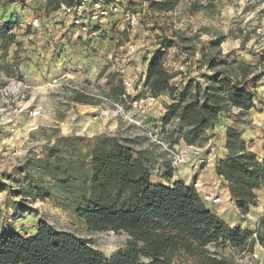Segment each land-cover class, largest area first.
<instances>
[{
	"label": "rangeland",
	"instance_id": "1",
	"mask_svg": "<svg viewBox=\"0 0 264 264\" xmlns=\"http://www.w3.org/2000/svg\"><path fill=\"white\" fill-rule=\"evenodd\" d=\"M48 1L55 3L63 0H17L16 6H13L16 8L0 3V19L10 23L9 36L15 37L16 31L21 29L19 24H22L20 22L22 18L18 15L31 10L34 12L31 14L32 17L39 19V28L53 26L50 30L47 29L49 34L45 43L47 48H42L45 54L44 62L47 60L52 63L57 50L61 54L64 51L72 61H75L71 69L54 71L52 65L44 64L37 59L36 50L31 51L30 47L23 46L20 49L19 45L13 58L9 59L10 64L7 65L6 62L3 68L0 87H13L11 83L14 80L22 82L25 87L21 89L24 91L13 96H0V123L8 117V111L20 104L39 107L41 116L32 119L27 113L13 114L15 120H18L16 125L18 140L12 145L19 148L22 153L18 158H11L8 147L2 145L1 141L5 136L3 131L6 128L0 125V236L11 232L20 235L33 234L43 220L58 230L79 236L106 256H111L125 247L130 239L128 233L92 231L71 207L54 197H42L36 201L22 196L11 197V190L17 185L14 167L18 166L29 152L45 150L47 145L54 143L57 136L91 137L98 134L100 130L93 127L96 124L102 133L128 139L137 150L151 149L155 156L150 166L151 171L157 159H160L168 169L165 181L172 182L175 177L186 179L189 174L198 171L201 156L210 154L213 147L219 149L218 135L213 133L209 135L206 132V139L195 145L187 144L181 139L176 142L174 128L181 124L180 121L177 119L167 125H163L162 122L166 114L165 105L170 103L171 99L162 95L155 98V101L150 100L148 94L139 88L142 83V72L147 70L150 55L161 47L159 41L162 37L167 41H173L172 46L166 49L167 59L169 65L178 73L172 83L180 90L190 81L205 86L208 77L213 76L216 71L236 63L253 65L257 72H264V0H181L173 12L159 15L157 26L141 19L147 8V0H122L119 3V12L109 15L102 36L89 44L81 39L73 40L72 36H69L71 32L63 31L66 28L65 22L57 14L47 13ZM11 12L17 16L15 21L12 19L14 15H9ZM132 13L140 15V26L134 31H120L119 27L122 25L128 26L127 15ZM24 30L22 41L29 46L30 36L37 33H32L28 28ZM65 36L69 46L61 49L58 47L61 43L59 45L57 42L64 40ZM129 44L135 45L136 50L131 51ZM29 51L33 53L32 55L30 53L31 57ZM51 51L54 53L53 57H50ZM83 59L86 60L85 65L80 63ZM185 63L188 65L183 72L179 67ZM63 72L69 77L63 86H49ZM124 76L132 82L130 95L126 98L113 97L110 90L123 87ZM257 87L264 92V78ZM77 92L84 93L92 99L91 104L73 101ZM136 101L138 104L134 105ZM261 101L259 105L262 106V110L256 111L264 113V98ZM72 102L75 104L72 105ZM7 106H11L10 110ZM104 112L108 114L105 115ZM233 112L236 114L238 111L234 108ZM252 115L255 118L249 113V117L241 123L239 129L243 131V137L250 149L254 148L255 151L264 153V144L260 143L257 137L248 138L249 130L254 125L259 127L258 123L264 114L253 112ZM95 116L98 117L97 122H92L91 118ZM88 118L92 123L90 125L87 123ZM223 118L228 120V126L236 119L235 116L221 119ZM165 145L185 154V163L180 171L171 168V154ZM228 206L229 214L222 212V215L228 218L232 226L240 223V220L242 229L256 231L258 219L252 217L251 212L242 215L231 202ZM111 233L119 240L118 246L112 251L103 241V237H111ZM263 249L259 243L255 245L253 251L214 244L207 246V250L213 256L230 259L234 264H258L263 259ZM198 262L199 258L196 255L183 252L174 260V264Z\"/></svg>",
	"mask_w": 264,
	"mask_h": 264
},
{
	"label": "trees",
	"instance_id": "2",
	"mask_svg": "<svg viewBox=\"0 0 264 264\" xmlns=\"http://www.w3.org/2000/svg\"><path fill=\"white\" fill-rule=\"evenodd\" d=\"M65 1H48L47 13L57 12ZM180 1L147 0L141 19L157 26L159 15L173 12ZM9 24H0L4 57L16 42L9 36ZM162 38L161 47L148 60L145 85L154 98L166 95L171 99L165 105L163 125L178 119L176 142L181 139L195 145L206 139V132L222 117H236L226 128L228 155L215 163V173L226 182L240 214L248 215L258 206L256 192L264 188V161L250 149L239 126L256 108L257 85L264 72L236 63L216 71L205 86L190 81L180 90L172 84L178 73L165 65L166 49L173 41ZM110 91L113 97L124 94L123 87ZM91 100L80 92L73 97L80 104H91ZM154 157L151 149L137 150L128 139L108 133L57 136L45 150L29 152L13 169L17 185L11 197L33 201L54 197L71 207L88 229L126 232L130 239L125 247L106 256L79 236L42 220L33 234L0 236V264H174L181 252L196 255L198 264H234L213 256L207 246L246 251H253L257 243L264 247V215L255 232L231 226L183 181L153 184L150 166Z\"/></svg>",
	"mask_w": 264,
	"mask_h": 264
},
{
	"label": "built area",
	"instance_id": "3",
	"mask_svg": "<svg viewBox=\"0 0 264 264\" xmlns=\"http://www.w3.org/2000/svg\"><path fill=\"white\" fill-rule=\"evenodd\" d=\"M122 0H66L65 2L61 3L60 9L57 11V15L61 18L63 22L68 26V33L71 32L69 35L72 36L71 39H81L85 41L86 44H89L96 39H99L102 36V30H105L107 26V21L109 19V15L111 13H118L120 10L119 3ZM140 15L136 13H132L127 15V27L122 25L119 27L120 31L123 30H130L134 31L140 26ZM0 24H3V21L0 20ZM40 26L38 17H35L32 22V27L38 28ZM72 27V28H70ZM129 48L131 51L136 50V46L133 44H129ZM56 53V52H55ZM54 53L51 51L50 57H53ZM57 55V54H56ZM151 57V55H150ZM165 65L167 67H171L169 65V60L166 59ZM188 63L181 64L180 70L183 72L186 71V66ZM147 77V70L142 72L141 75V84L139 86L140 90L146 92L148 94V98L152 101H155V98L147 91V87L145 85ZM68 76L65 73H62L58 79H54L53 83L49 86H63L64 82L68 80ZM123 81V88L124 94L122 95L124 98L127 95H130V89H132V82L127 77H122ZM173 82V81H172ZM173 84V83H172ZM11 86L0 87V96L3 97H10L15 95L16 93H20L23 89L22 87L24 84L20 81L14 80L11 83ZM140 92V91H139ZM25 96L23 95L22 98ZM147 98V99H148ZM33 99V98H31ZM258 100H255V105L258 106ZM72 105L75 103H71ZM137 101L134 102V105H137ZM15 109L10 110L11 106H7L10 111H8V117L0 123V125L4 126L6 129L3 131L5 136L3 137L1 143L2 145L8 147L10 152L11 158H18L22 156V153L19 148L12 143L18 140L17 136V128L16 125L18 120H15V116L13 114H21L27 113L30 118L37 119L41 116V109L39 107H33L30 105H16ZM98 117L95 116L94 120H97ZM261 126L264 129V119L261 122ZM166 149L171 154V167L175 171H180L183 164L185 163V154L179 153L171 149L168 145H165ZM24 156V155H23ZM202 158L199 159V167L201 171H203L208 166L212 165L211 158L209 155H203ZM224 181L222 178L219 177V190H208L205 189V185L200 180H195L191 182V186L196 190L199 194L202 202L211 209L217 215L222 213L220 207L224 204L225 192L222 189V185L220 182ZM256 236V234H254ZM264 264V258L258 263Z\"/></svg>",
	"mask_w": 264,
	"mask_h": 264
},
{
	"label": "crops",
	"instance_id": "4",
	"mask_svg": "<svg viewBox=\"0 0 264 264\" xmlns=\"http://www.w3.org/2000/svg\"><path fill=\"white\" fill-rule=\"evenodd\" d=\"M13 6H16L15 5H12ZM13 8H16V7H13ZM12 8V10H13ZM10 10V9H8ZM17 10V9H16ZM18 12V11H17ZM34 14L33 11L29 10L28 12H24L22 14H19L18 16H20V18H22V20H20V22H22V24H19L21 26V29H19L17 32V34L15 35V40L16 42L14 44H12V47H10L9 51H8V56L4 57L2 56L3 55V52L0 51V75H3V68L7 62V65L10 64L9 62V59L10 58H13L14 56V53H15V50H18V43L21 44V46H23L24 48H27V47H30V50L31 51H35L36 50V54H37V59H40L42 62H44V58H45V54H44V51L42 48H47L46 46V42L48 41L47 40V29H51L53 26H46V29L43 28V27H38V28H35V27H32V22H33V19L34 17H32L31 14ZM52 13H55L57 14V12H52ZM14 15L13 16V21H15V18H17L16 14L13 12H11L9 15ZM1 15V14H0ZM65 30H63L64 32L67 31L68 29V26L66 25L65 26ZM25 28H28V30L30 29V31L32 33H37L33 36H30V39H31V43H28V45H26V43H23V38H22V33L25 32ZM34 38V39H33ZM29 39V40H30ZM59 45L61 43V46H58L60 47L61 49H65L66 46H69L68 45V42H67V39H66V36L64 38V40L62 41H58L57 42ZM20 46V49L22 48ZM57 55L55 56L54 59H52V63L49 62V61H45L44 64H49V65H52L54 68L53 70L54 71H62V69H71L73 68V62L75 61H72L70 59V56L66 53H64V51H62V54L60 53L59 50H57ZM33 54L32 52L29 51V55ZM60 54V55H59ZM30 55V57H31ZM59 55V56H58ZM60 57V58H59ZM68 57V58H67ZM80 63L82 64H86V60H82ZM83 66V65H81ZM65 73V72H63ZM66 74V73H65ZM257 91H258V94H259V100H258V106H256L255 109L251 110L249 113L251 114L252 118H255L252 113H257L259 115H263L264 113H261V112H257L256 110H262V106L259 105V103L261 101L262 98H264V92L262 93L261 92V89L259 87H257ZM264 119V117L262 119H260V122L258 123L259 124V127L257 125H254L252 126V128L249 130V135H248V138L250 139L252 136L253 137H257L258 138V141L262 144H264V129L262 128L261 126V122L262 120ZM255 122L257 121L256 119H254ZM257 123V122H256ZM95 129L98 128L100 131L98 134H101L102 131L101 129L99 128V125H96L94 124L93 126ZM228 127V120L226 118H223L220 119L215 125L214 127H212V129L208 130L207 131V134H217L218 138H219V144H218V148L219 149L217 150V147H213L208 154L211 158V162H212V165L208 166L207 168H205L203 171H201V169L199 168V170L196 172H193V174H189L187 176L186 179H180L178 177H175V179H173L172 182H169V181H165V178L167 175H166V172H167V168H165L163 162L159 159H157V162L154 164L153 168H152V183L153 184H156V185H159V184H165V185H168V184H172L174 182H178V181H183L186 185L188 186H191V182H194L195 180H200L204 185H205V189H208V190H219V177L216 175L215 173V163L218 161V160H221V159H225L228 155V152H227V149H226V136H225V133H226V128ZM248 132V130H247ZM96 134V135H98ZM212 141V139H211ZM210 145V144H208ZM251 150H254V148H252ZM254 152L258 155L259 159L261 161H264V153L263 151H260V152H257L254 150ZM170 167V166H169ZM172 168V167H171ZM170 170V169H169ZM188 170V169H187ZM187 173H185V176H186ZM220 184H222V189L224 190L225 192V198H227V200H225V203L220 207V210L222 212H226L227 214H229V204L231 202V204H233L234 208L237 210L235 204L233 203V201L231 200V197H230V193H229V189L227 187V184L226 182L222 181L220 182ZM257 194H259V197L261 199V202L258 203L260 204V206H257V207H254L250 210V215H252V217L258 219L257 221V224H259L260 220L262 219L263 215H264V188L258 190L256 192ZM231 206V205H230ZM238 211V210H237ZM224 214V213H223ZM219 217H221L223 220H225L228 224H230L232 226V224L230 223V221L228 220V218H226V216H223L222 213H219L218 214ZM229 216V215H228ZM234 217V216H233ZM235 218V217H234ZM236 222V221H235ZM240 223H236L234 224L233 226H236V227H241L242 226V222L239 220ZM256 224V225H257ZM264 250V249H263ZM264 254V253H263ZM264 258V256H263Z\"/></svg>",
	"mask_w": 264,
	"mask_h": 264
},
{
	"label": "bare ground",
	"instance_id": "5",
	"mask_svg": "<svg viewBox=\"0 0 264 264\" xmlns=\"http://www.w3.org/2000/svg\"><path fill=\"white\" fill-rule=\"evenodd\" d=\"M105 115H107V112H104ZM92 122H97V120H94V118H91ZM87 123L92 124L91 120L88 118ZM111 237H103V241L104 243L110 248V251L114 250L118 244H119V240L116 238L115 234L111 233Z\"/></svg>",
	"mask_w": 264,
	"mask_h": 264
}]
</instances>
